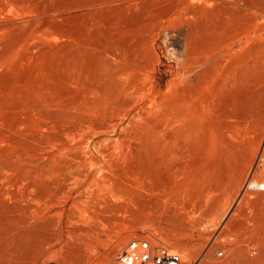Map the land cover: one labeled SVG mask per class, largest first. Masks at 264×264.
<instances>
[{
  "label": "rangeland",
  "instance_id": "obj_1",
  "mask_svg": "<svg viewBox=\"0 0 264 264\" xmlns=\"http://www.w3.org/2000/svg\"><path fill=\"white\" fill-rule=\"evenodd\" d=\"M0 3V264L5 179L57 139L126 148L110 171L140 200L117 202L107 235L159 242L183 264H238L234 236H258L249 256L264 264V0ZM161 136L193 141L195 157L158 171L135 144Z\"/></svg>",
  "mask_w": 264,
  "mask_h": 264
},
{
  "label": "bare ground",
  "instance_id": "obj_2",
  "mask_svg": "<svg viewBox=\"0 0 264 264\" xmlns=\"http://www.w3.org/2000/svg\"><path fill=\"white\" fill-rule=\"evenodd\" d=\"M6 1L8 0H5V2ZM11 6L13 5H10V7ZM113 73H115V71ZM177 76L179 77V75ZM117 81L118 78L115 82L117 83ZM143 87L142 89H145V86ZM168 87L170 86L168 85ZM120 89H122L121 85H120ZM159 127L155 128L154 130L155 135L159 134V132L161 131ZM154 134L153 136H155ZM141 140L142 141L137 144H135L136 142L133 141V144H135L138 154L141 155L142 158L144 157L146 159L147 158L151 159L150 161L152 162L149 161L150 162L149 164L152 163L151 165H153V167H157V170L158 167L161 168V166L163 167L165 165H169V166L173 165V167L176 168L175 171H178L182 166V165L180 166V163L184 162L187 156L192 155V153L190 152H192L195 147V144L193 143L194 144L193 145L191 143L193 141L187 143L188 140L186 141V139L183 136L178 138L177 137L171 138L170 136H165V137L161 136L160 138L157 137L154 139L152 137V139H149V141H143L144 139ZM119 143L122 144L121 141H119ZM130 145H132V143ZM125 149L126 148H124L123 144L122 146L116 147L113 144H99V143L91 144V142H86V141H67V140H58V139L41 142L39 145V153L25 160L23 170L17 173H11L5 179V188H4L5 206H6V232H5L6 240H5V256H4L5 264H103L105 262H107V264H123L121 261H119L117 256L124 252H128L127 247L132 240H130L125 245L124 243L127 240L126 238L128 237H126L124 233L118 232V230H116L118 233L116 231H113L116 233H114L113 236H109L110 234L107 235L106 233L107 230L105 231V228L106 226H108L110 222L109 218L114 217L115 214L119 213L117 211L118 209L117 202H120L122 198L127 199V194L133 196V193L129 192L131 186L130 187L128 186L131 183H129L127 186L124 185V188H120L118 184L120 183L121 180L117 179L119 182H116V180L113 177L115 173L112 174L110 171L112 168H114L112 164V155H114L116 151L118 153L119 150H122L121 151L122 155H124L125 153H127ZM133 152L134 151L132 150V152L130 153L133 154ZM208 153L210 154V152ZM209 154L208 156H210ZM117 155L115 157L121 156V155L120 156ZM123 157H125V155ZM133 157L135 156L133 155ZM133 157L131 159H133ZM127 158L129 159L130 157ZM122 160L123 162L126 161V159L125 160L122 159ZM140 160L141 159H139V161ZM189 160L187 159L185 160L188 161L186 164L189 163ZM134 162L137 164L139 163L136 161ZM125 164L127 165V163ZM140 165L141 163L137 166L141 167L142 165L141 166ZM123 167L125 166L122 165L121 170L123 169ZM126 167L128 168V166ZM188 168L190 169V167ZM188 168H186V171L189 170ZM145 169L146 168H144V171ZM208 169H210V167ZM118 171L117 173H119ZM153 171H151V175L147 174V176L149 175L148 177L150 176L153 177L154 176ZM183 171L185 172V170ZM128 174L129 173H127L125 175L126 177L125 176L124 177L128 178L129 180V177H127ZM133 175L134 174H132V176ZM129 176H131V174H129ZM152 177L150 179H152ZM119 178H121L120 175ZM132 178H134L135 181L136 177L133 176ZM146 178L147 177H145L144 179L146 180ZM190 179L194 180L193 178ZM122 181L124 180L122 179ZM163 181L166 185L168 184L165 182L166 179L164 177H163ZM185 181L188 182L187 179ZM136 182L138 181L136 180ZM189 182L191 184V180H189ZM126 183L128 182L126 181ZM164 183L162 182L160 184L161 188L162 186L165 185ZM121 184L123 185L124 183ZM194 184L196 185V182ZM199 184L200 182L198 183V185ZM140 185L141 184H139V187ZM168 185L167 187L164 188H168L169 187ZM174 187L172 186V188ZM157 188L158 187H156L155 189ZM146 189L149 188L147 187ZM132 191L135 190L133 189ZM142 191H144V189ZM156 191L158 192V190ZM138 193H136V195ZM149 194L152 193H150L149 191ZM140 195H142V193ZM134 197L136 196H133L131 200L135 199ZM157 197L159 196H156V199ZM162 197L163 196H160V198ZM146 199L148 200V198ZM159 199L158 201L161 202ZM135 200L139 201L140 199L138 198ZM135 200H133V202ZM143 200L141 199V201H143L144 203L145 199ZM182 201L184 200L182 199ZM130 204L128 206H130ZM149 204H147V206ZM125 208L127 207L125 206ZM186 212L184 213L186 214ZM110 220L112 221L114 220V218ZM239 230L240 233L247 234L246 227L241 226ZM111 231L109 230L110 233ZM234 238H235V243L239 245L237 246L234 245L235 243L233 244V246L239 248V250L237 248L238 251H235V253H237L239 257L238 264H255V263L257 264V260H255V258L252 259V257L249 256V250L251 249L252 246H256V245L258 248L259 244L257 243V241H255L258 238V236H252L251 238H247L245 236L242 238L243 241L242 243L239 234L235 235ZM135 240L139 241L140 239L138 238ZM146 242L148 243L147 252L149 253V260H148L149 262L152 256L158 253L160 248L162 247L166 248L164 245L160 244L159 242L153 245H151L149 241ZM261 245L263 247V243ZM101 247H103L104 252L102 254L100 253L98 254L97 250L100 249ZM232 249H234V247ZM259 250L261 251L262 248H260ZM173 252L178 254L179 256L180 261L178 264H183L181 255L178 252L175 251ZM208 259L209 258L207 257V261Z\"/></svg>",
  "mask_w": 264,
  "mask_h": 264
},
{
  "label": "built area",
  "instance_id": "obj_3",
  "mask_svg": "<svg viewBox=\"0 0 264 264\" xmlns=\"http://www.w3.org/2000/svg\"><path fill=\"white\" fill-rule=\"evenodd\" d=\"M127 249L128 252L117 256L123 264H178L180 261L178 254L162 247L149 262L148 243L145 240L134 239L128 244Z\"/></svg>",
  "mask_w": 264,
  "mask_h": 264
}]
</instances>
